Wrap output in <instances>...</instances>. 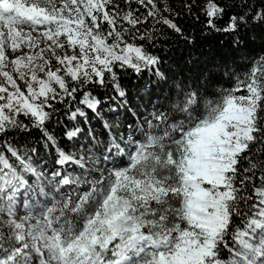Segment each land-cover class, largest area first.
<instances>
[{
    "label": "snow or ice",
    "instance_id": "1",
    "mask_svg": "<svg viewBox=\"0 0 264 264\" xmlns=\"http://www.w3.org/2000/svg\"><path fill=\"white\" fill-rule=\"evenodd\" d=\"M185 7L237 42L264 28V7L223 26L221 0ZM149 18L181 33L156 0H0V264H264V55L227 86L210 68L181 81L167 110L132 112L119 136L105 121L87 156L48 129L58 105L70 121L99 116L96 89L124 98L122 72L163 75L139 42L153 38L140 30ZM33 129L55 168L30 155Z\"/></svg>",
    "mask_w": 264,
    "mask_h": 264
},
{
    "label": "trees",
    "instance_id": "2",
    "mask_svg": "<svg viewBox=\"0 0 264 264\" xmlns=\"http://www.w3.org/2000/svg\"><path fill=\"white\" fill-rule=\"evenodd\" d=\"M189 2L190 0H156L159 9L168 7L171 10L160 14L177 23L181 33L157 23L153 18L140 25L141 32H152L155 29L151 41L139 42L153 55L160 57L159 70L162 76L158 77L148 72L138 76L130 70L120 73V84L126 93L124 98L116 96L111 88L94 90V95L102 102L99 116L89 111L87 119L81 117L78 121H70L66 115L68 109L63 105L57 106L59 112L49 122L48 129L55 134L61 147L79 157L74 145L81 139L89 146L95 144L96 140L106 141L105 121L113 125V132L118 136V132L123 129L117 125L124 123L125 116L129 121L136 122V116H133L132 112L143 113L146 116L151 113L154 106L160 110H167L176 98L181 81L189 83L196 73L207 74L210 68L214 74L215 88L227 86L224 84L228 80L226 73L242 74L246 71L245 65L250 64L254 58L264 55V28L249 25L247 29L241 30V39L237 42L234 34L209 30L205 26L203 15L199 14L198 7L193 8L191 12L187 10L185 5ZM221 3L227 12L223 20L218 22V26H223L230 15L250 9L260 10L264 7V0H221ZM243 4L250 8L244 7ZM133 7L139 8L140 13L146 15V9L136 4H133ZM200 82L203 83V80ZM129 101L131 103H128ZM144 116H140V119L142 120ZM72 127H79L81 134L73 140H68L64 133ZM25 141L28 147L36 149V152L30 153L34 161L56 167L55 149L45 146V140L38 130L33 129L31 135H25ZM98 147L102 148L103 145Z\"/></svg>",
    "mask_w": 264,
    "mask_h": 264
},
{
    "label": "rangeland",
    "instance_id": "3",
    "mask_svg": "<svg viewBox=\"0 0 264 264\" xmlns=\"http://www.w3.org/2000/svg\"><path fill=\"white\" fill-rule=\"evenodd\" d=\"M162 12H164V9L161 7L160 8V13H162ZM122 131L123 130H120L118 132V134L120 135ZM125 138H126V133H125ZM84 145H87V143H86V141L84 139H81L80 142L75 143L74 147H75V151H76V153H77L78 156H81V155L87 156L88 155L87 151L83 147ZM37 166L39 168H44L45 166H47V169H53L54 168V167H52L50 165L43 164V163H38Z\"/></svg>",
    "mask_w": 264,
    "mask_h": 264
}]
</instances>
